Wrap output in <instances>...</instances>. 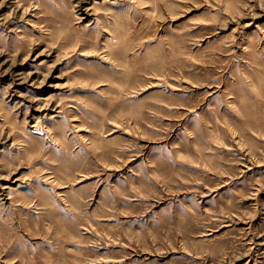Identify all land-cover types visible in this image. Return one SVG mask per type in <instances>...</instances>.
Listing matches in <instances>:
<instances>
[{
  "label": "rangeland",
  "instance_id": "1",
  "mask_svg": "<svg viewBox=\"0 0 264 264\" xmlns=\"http://www.w3.org/2000/svg\"><path fill=\"white\" fill-rule=\"evenodd\" d=\"M0 264H264V0H0Z\"/></svg>",
  "mask_w": 264,
  "mask_h": 264
}]
</instances>
